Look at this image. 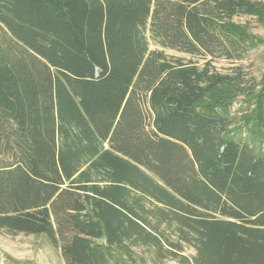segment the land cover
Listing matches in <instances>:
<instances>
[{"label":"trees","instance_id":"1","mask_svg":"<svg viewBox=\"0 0 264 264\" xmlns=\"http://www.w3.org/2000/svg\"><path fill=\"white\" fill-rule=\"evenodd\" d=\"M240 17L264 0H0V232L65 264H264V74L210 66L264 44Z\"/></svg>","mask_w":264,"mask_h":264},{"label":"rangeland","instance_id":"2","mask_svg":"<svg viewBox=\"0 0 264 264\" xmlns=\"http://www.w3.org/2000/svg\"><path fill=\"white\" fill-rule=\"evenodd\" d=\"M235 21L245 24L250 33L264 41V27L252 17H240ZM149 51H161L168 61L176 59L183 63L195 62L202 65L205 61L191 57L190 55L175 50L160 47L148 38ZM210 66L223 74H240L245 86L257 83L264 74V44L249 51L241 60L229 61L226 59H214ZM248 103L243 97H239L233 104L231 113L239 118L247 111ZM244 136V134L242 135ZM184 255L193 256L194 250L185 248ZM118 264H127L123 259ZM0 264H65L59 248L53 247L44 236L35 235H9L0 232ZM163 264H178L176 261L166 260Z\"/></svg>","mask_w":264,"mask_h":264}]
</instances>
